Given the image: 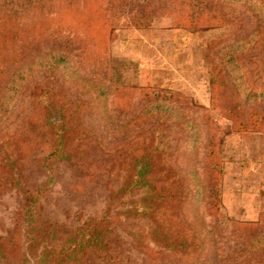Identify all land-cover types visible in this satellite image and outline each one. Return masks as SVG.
<instances>
[{"label":"rangeland","instance_id":"1","mask_svg":"<svg viewBox=\"0 0 264 264\" xmlns=\"http://www.w3.org/2000/svg\"><path fill=\"white\" fill-rule=\"evenodd\" d=\"M40 89L64 110L48 116ZM62 120L66 154L51 157ZM150 142L173 198L157 219L188 247L127 216L135 188L116 201L110 257L87 264H264V0H0V166L14 153L22 174L0 169V237L27 246L16 182L46 187L41 219L75 227Z\"/></svg>","mask_w":264,"mask_h":264},{"label":"trees","instance_id":"2","mask_svg":"<svg viewBox=\"0 0 264 264\" xmlns=\"http://www.w3.org/2000/svg\"><path fill=\"white\" fill-rule=\"evenodd\" d=\"M46 93V90L40 89L36 96L44 104L48 116L53 115L56 110L63 111L64 109L54 99L46 98ZM49 126L52 129L50 131L52 146L49 154L51 157L65 155L67 138L71 133L69 126L63 120L50 123ZM156 154V147L150 142L135 166L132 180L126 181L119 189L111 191L104 213L93 216L75 227L68 228L61 222L41 219L40 199L46 187L40 186L30 191L16 182L24 196V204L19 211L18 226L25 231L27 246L21 245L16 248L17 243L11 244L7 237H0V264H9V260L14 258L19 259L18 264H36V261L38 264H87L91 255L101 258L110 257L109 235L114 232L111 215L117 204L116 201L135 188H145L146 195L125 210L127 216L155 219L156 225L151 230V236L160 245L172 250H183L188 247L186 235L168 230L169 228L157 219L162 206L165 207L166 203L172 202L173 198H168L165 188L157 186L151 179V173L155 171ZM4 159L6 162L0 166L1 171L7 173L11 179H21V169L14 165V153L6 152ZM243 225L251 226L249 223ZM60 239L62 240L60 244L53 243Z\"/></svg>","mask_w":264,"mask_h":264}]
</instances>
